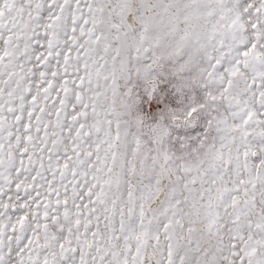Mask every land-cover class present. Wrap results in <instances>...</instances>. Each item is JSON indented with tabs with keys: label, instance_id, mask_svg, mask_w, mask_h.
Wrapping results in <instances>:
<instances>
[{
	"label": "rangeland",
	"instance_id": "374dc122",
	"mask_svg": "<svg viewBox=\"0 0 264 264\" xmlns=\"http://www.w3.org/2000/svg\"><path fill=\"white\" fill-rule=\"evenodd\" d=\"M0 264H264V0H0Z\"/></svg>",
	"mask_w": 264,
	"mask_h": 264
},
{
	"label": "bare ground",
	"instance_id": "6f19581e",
	"mask_svg": "<svg viewBox=\"0 0 264 264\" xmlns=\"http://www.w3.org/2000/svg\"><path fill=\"white\" fill-rule=\"evenodd\" d=\"M131 22L133 23V18H131Z\"/></svg>",
	"mask_w": 264,
	"mask_h": 264
}]
</instances>
